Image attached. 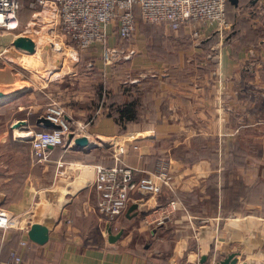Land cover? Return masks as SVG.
<instances>
[{"label": "crops", "instance_id": "crops-1", "mask_svg": "<svg viewBox=\"0 0 264 264\" xmlns=\"http://www.w3.org/2000/svg\"><path fill=\"white\" fill-rule=\"evenodd\" d=\"M25 7L28 0H21L17 19L25 23L17 20L14 30L0 33L16 31L33 44L31 53L0 46V92L22 90L0 101V210L14 221L0 228V264L8 249L23 264H214L228 253L236 264H264V150L255 151L258 125L264 146V0H237L227 35L209 31L195 40L187 27L138 22L130 44L116 37L112 22L105 46L82 51L60 33L53 3L31 8L29 16ZM43 33L73 55L69 71L61 62L47 77L37 73L36 37ZM34 93L52 95L67 119L84 124L89 146L73 149L66 142L36 162L27 138L40 129L39 115L33 123L26 118L35 114ZM23 94L34 100L21 101ZM65 94L71 100L61 106ZM130 100L135 119L119 130L114 106ZM16 122L21 125L13 128ZM111 139L125 144L120 160L136 177L166 164L171 187L134 195L128 206L136 208L126 213L127 206L106 226L88 197L93 166L112 162L97 153V144ZM23 148L27 153L16 156ZM50 167L56 174L48 181ZM169 201L174 207L165 216ZM30 223L47 228L43 244L27 239ZM109 235L118 237L109 242Z\"/></svg>", "mask_w": 264, "mask_h": 264}, {"label": "built area", "instance_id": "built-area-1", "mask_svg": "<svg viewBox=\"0 0 264 264\" xmlns=\"http://www.w3.org/2000/svg\"><path fill=\"white\" fill-rule=\"evenodd\" d=\"M47 3L56 7V18L60 33L73 41L77 50H84L97 43L105 46V28L114 22L116 37L124 42L133 39L137 20L152 25H163L169 30L179 27L190 29L189 36L198 40L211 31L222 35L230 28L226 20L227 0H30L28 7L39 9ZM21 0H0V33L10 32L17 27V13ZM134 8L137 12H134ZM57 128H40L29 133L28 145L36 162H45L49 150L72 144L77 135H86L85 125L67 119L55 101L48 103L40 115ZM71 135L68 140L67 136ZM111 163L95 164L91 179L95 213L106 226L123 215L134 195L155 196L163 189L170 190L171 175L163 162H157L151 173L135 176L137 170L120 160L125 153V144L110 140ZM132 148H136L132 145ZM174 207L169 201L162 207L167 216ZM13 220L0 210V228L13 225ZM25 242L20 241L19 246ZM3 264H23L15 249H8Z\"/></svg>", "mask_w": 264, "mask_h": 264}, {"label": "rangeland", "instance_id": "rangeland-1", "mask_svg": "<svg viewBox=\"0 0 264 264\" xmlns=\"http://www.w3.org/2000/svg\"><path fill=\"white\" fill-rule=\"evenodd\" d=\"M30 1V0H28ZM232 6L231 5H227L226 7V20L227 22L230 24V28L224 32H222V35H227V34H230V31H231V27L233 26L232 25ZM138 22H141V23H144L142 22L141 20H137L136 22V26L139 25ZM140 23V24H141ZM144 24H149V23H144ZM152 25V24H151ZM16 31L12 32L11 34L10 33H7V34H4V35H1L0 36V46L1 47H6L5 45H8L10 46L12 43L10 42V39L12 41L13 37L16 36L17 37H23V35H14ZM227 33V34H226ZM16 38H14L13 40H15ZM134 40L132 41H129L130 44H133ZM3 47V48H4ZM34 57H36L38 60H41L42 62V69H40L39 72H37L38 74H40L41 76L43 77H47L49 74V72H53L57 69H59L61 67V62H63L64 64V67H67L66 69L69 71L70 70V60L71 58H73V55L70 53L69 50H65V49H61L60 45L57 46L56 43H54V40H51V39H48L47 36L43 33V34H38V36L36 37V50H35V53H34ZM58 61V62H57ZM63 70H65V68H62ZM20 72V75L22 77H26L28 75H26V73H24L23 71H19ZM131 73V76H134L135 75V71L133 69L129 71V73L127 75H130ZM147 73H150V72H147ZM191 76H194L193 74ZM35 97V100L34 103H36V107L35 108V114L37 115H41L46 107V105L48 103H50L51 101H56V99L53 98V96H44L42 95L41 93H38V94H35L33 95ZM59 96H61L59 94ZM30 97V95H29ZM69 95L67 96L66 94L63 96V97H59V101L62 102L60 103L61 106H63V104L65 105L66 104V101L67 99L70 101L71 99H69ZM34 100L32 97L30 98H27L26 94H23L22 98H21V101H26V100ZM58 104V103H57ZM59 105V104H58ZM7 115L4 114V117H6ZM257 119L261 120V117L260 115L258 117H256ZM0 123H1V120H0ZM2 125V124H0ZM262 129H261V125H258V129L255 130V151L256 153H262V151L264 150V146H263V138H262ZM79 136V135H77ZM72 145V144H70ZM66 146V145H65ZM64 148V146H59V147H55V151H58L60 152V149ZM111 146L110 145H102V144H97V150H100L99 152H97L99 155H101L102 157H110V149ZM26 148H23L22 151H19V150H15V155H19V154H23V153H27L26 152ZM109 150V152H108ZM95 153V151H94ZM19 157V156H18ZM105 161L104 159H101L99 160V162H103ZM106 161H110V159L108 158V160ZM106 164V163H104ZM108 164V163H107ZM16 182H19V180H22L21 178V175L22 173H19L20 171H23L22 169L24 168V166H17L16 167ZM59 168H62V167H59ZM28 169H26V172L27 173ZM31 171L33 172L32 174H36L38 172L37 168H33L31 169ZM47 176H46V180L50 181L51 178H53L54 176V173L56 174L55 172V169L54 167H50L47 169ZM31 174V175H32ZM59 175V173L57 174ZM62 174H60L61 176ZM88 201L93 204V198H92V192L90 191L89 193V197H88ZM100 226V232H102V229H103V224L100 223L99 224ZM113 232H115V230H113Z\"/></svg>", "mask_w": 264, "mask_h": 264}, {"label": "water", "instance_id": "water-1", "mask_svg": "<svg viewBox=\"0 0 264 264\" xmlns=\"http://www.w3.org/2000/svg\"><path fill=\"white\" fill-rule=\"evenodd\" d=\"M227 2L232 7H235L237 5V0H227ZM12 45L19 48L24 53H31L33 51V44L26 37H17L15 41H13ZM21 92H22L21 89H16L14 91L6 92V93L0 92V101L10 99L11 97L18 95ZM35 125L40 128H45V129L57 128L56 125L49 122L43 116H38L36 118ZM147 134L150 135V133H147ZM67 138L69 140L71 138V135H68ZM71 141H72L71 147L73 149H82L84 147L89 146L88 140L85 135H79V136L73 137ZM135 208H136L135 204L129 205L126 210V213H129ZM26 236L30 242L35 243L37 245H41L47 240V228L44 225L39 224V223H30L26 230ZM117 237H118L117 235H109L107 237V240L109 242H113L115 241ZM203 259L204 257H200V261ZM214 264H236V257L233 253H228L222 259L216 261Z\"/></svg>", "mask_w": 264, "mask_h": 264}, {"label": "trees", "instance_id": "trees-1", "mask_svg": "<svg viewBox=\"0 0 264 264\" xmlns=\"http://www.w3.org/2000/svg\"><path fill=\"white\" fill-rule=\"evenodd\" d=\"M22 11H24V13L27 16H29L32 9L25 7V8H22ZM17 20H18L19 25H23L26 21V19H23V20L17 19ZM134 109H135V100H130V101L123 103L121 105L114 106L115 113L112 116V118H113V122L118 126L119 130L124 129V124L126 122L133 121L135 119ZM107 116H111V115H107ZM36 117H37V114H30L26 118H27L28 122L33 123ZM262 192H263V188L260 186H256V194L261 195ZM2 253H3V251L0 250V260L1 261L3 260L2 259V255H3Z\"/></svg>", "mask_w": 264, "mask_h": 264}, {"label": "bare ground", "instance_id": "bare-ground-1", "mask_svg": "<svg viewBox=\"0 0 264 264\" xmlns=\"http://www.w3.org/2000/svg\"><path fill=\"white\" fill-rule=\"evenodd\" d=\"M19 125H21L20 122H16V123L12 124V127L15 128V127H17Z\"/></svg>", "mask_w": 264, "mask_h": 264}]
</instances>
